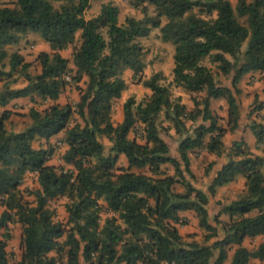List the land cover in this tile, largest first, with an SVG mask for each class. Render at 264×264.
Here are the masks:
<instances>
[{
    "label": "trees",
    "instance_id": "1",
    "mask_svg": "<svg viewBox=\"0 0 264 264\" xmlns=\"http://www.w3.org/2000/svg\"><path fill=\"white\" fill-rule=\"evenodd\" d=\"M90 1L16 0L15 6H9L0 0V80L18 70L28 80L22 87H0V107L35 94L52 101L43 109L31 107L32 123L19 132L7 128L11 110L0 113V203L4 206L0 211V264H11L7 245L14 221L22 227L20 264H57V257L49 254L62 251L67 264H82V258L87 264H223L227 246H235L230 264L264 260V240L254 250L243 244L247 237L264 236V155L236 141L227 163L212 179L209 193L195 185L190 157V151L204 146L208 133L207 150L223 153L226 129L212 116L211 98L225 97L230 130L240 126L237 84L251 71L264 72V0H237L236 5L231 0H136L153 5L156 15L147 19L131 16L123 24L119 23V7L112 2L86 18ZM163 17L167 18L164 24ZM152 27L160 28L163 40L175 46V85L190 92H207L203 118L211 119V124L200 125L196 136L185 137L178 154L171 152L159 131V114L164 110L178 131L185 126L184 115L192 120L197 115L188 114L185 104L171 98L170 87L160 83L161 72L145 81L152 90L150 99L136 103L129 98L124 120L117 125L112 121L114 100L127 88L121 74L125 69L144 70V49L137 39L148 35ZM29 32H39L51 48L39 54L42 70L35 76L29 73L30 63L22 54L8 51V46ZM79 32L72 79L79 83L87 76L88 80L80 89L75 110L58 99L72 71L61 51L76 42ZM8 57L10 69L6 70ZM205 57L217 62L225 74L234 71L236 91L217 84L212 69L202 64ZM263 108L264 101H259L255 110ZM74 113L84 123L71 125ZM137 122L143 126L144 142L129 136ZM62 131L68 146L63 160L73 169L49 163L53 149L34 145ZM252 131L264 153V121L254 122ZM100 135L111 141L108 151ZM121 155L127 165H119ZM28 172H35L39 183L31 191L34 203L21 190ZM239 175L246 179V192L223 207L222 212L230 217L223 226L225 236L212 244L186 241L178 227L185 223L181 213L194 211L200 225L210 232L207 240L211 239L216 227L210 221V196ZM62 196L68 199L67 224L55 220L49 206L50 200ZM101 201L113 212L103 223ZM216 249L219 254L214 259Z\"/></svg>",
    "mask_w": 264,
    "mask_h": 264
},
{
    "label": "rangeland",
    "instance_id": "2",
    "mask_svg": "<svg viewBox=\"0 0 264 264\" xmlns=\"http://www.w3.org/2000/svg\"><path fill=\"white\" fill-rule=\"evenodd\" d=\"M9 6H15L16 0H3ZM112 2L119 7V23L126 22L128 17H135L137 19H147L148 17L155 16V7L147 2L137 4L136 0H91L89 7L85 11V17L90 18L97 15L104 3ZM236 5L237 0H231ZM195 12H199L198 8H194ZM167 21V18H162V24ZM138 42L144 49V62L145 68L142 72L135 73L132 69H125L121 76L127 83V88L122 92V95L114 100L112 110V121L115 125L120 124L124 120V105L129 98H134L136 103L146 102L152 95V90L145 85V81L151 78L155 73L161 72L164 78L160 81L163 85L170 87L172 91L171 98L174 101L181 102L186 105L188 114L193 113L197 115L196 120L189 118V115L182 117L185 122V126L180 131L176 128L174 122L167 118L165 111H161L159 114V131L165 141L169 144L171 152L178 154V147L181 141L187 136H196L197 128L200 125L209 126L211 119L205 120L204 109L205 99L207 98L206 90L190 92L183 87L176 86L173 82L174 73V53L175 46L171 41L163 40L161 36L160 28H151L148 35L139 37ZM80 44V32L77 34V39L74 44L69 45L63 49L61 53L63 56L69 59V65L73 63V51ZM248 42L243 44L242 51L247 48ZM9 53L17 51L22 54L25 61L30 63L28 68L29 73L32 76L39 74L42 70V65L38 59L41 52H51L49 44L41 37L39 32H29L23 36L22 40L11 46H8ZM5 69H10L9 57L5 60ZM202 64L210 67L214 73L215 80L218 85L230 87L233 91H236L233 85L234 71L229 74H225L220 68L217 62L211 60L210 57H205L202 60ZM68 84L61 93L58 102L61 104L69 103L76 110L77 104L81 96V88L86 87L88 80L87 76H84L82 80L77 83L72 78L75 74L76 68L71 67ZM67 79V78H66ZM28 83L25 75L20 70L15 71L12 76L4 77L0 80V87H22ZM239 91H236V96L241 107V119L240 126L235 130H230L228 124V102L225 97L211 98L210 99V111L212 116L216 119L218 126L225 128L226 131L223 135L224 150L222 154H216L207 150L205 145L209 143L211 136L208 133L204 138V146L196 148L190 151L191 168L196 175L194 180L195 185L209 193V186L212 181V177L219 171L225 163L228 161V153L234 147L236 141H243L249 146V148L256 154L264 155L262 148L257 145L256 136L252 131V124L254 122L264 121V108L255 110L259 101H264V72L251 71L247 76H243L238 82ZM52 101L44 100L40 95L35 94L33 97H24L19 102L10 103L6 107H0V113L4 109H10L11 115L7 120L6 125L8 130L22 131L26 129L32 123L30 116V108L37 107L43 109L50 105ZM193 111V112H192ZM76 121L84 123L82 118L74 113L71 125ZM142 124L136 123L135 127L130 132L131 138H136L139 142H144V134L142 131ZM216 135V132L214 133ZM65 132L61 138H58L52 143H46L45 141L37 140L34 142L36 147L48 146L53 149V154L49 163L56 166H62L66 169H73V166L66 164L63 160V154L66 151L64 148ZM99 139L106 145L107 151L112 145L111 141L104 135H100ZM119 165H127V159L124 155L119 158ZM166 167V165H163ZM173 173V168L169 170ZM39 183L37 180V174L35 172H28L25 175L21 190L24 197L28 201L34 203V195L31 191L38 188ZM179 190H183L178 186ZM246 192V179L239 175L234 181L227 183L217 188L215 195L210 196V202L208 209L210 212V221L216 227V235L207 240L209 231L205 230L199 221V217L194 211H186L187 215H182L185 219V223L178 225L184 239L186 241H197L201 244H212L218 239H222L225 236L224 223L230 220L228 214L223 213V207L230 204L235 199H238ZM68 199L66 197H57L50 200L49 206L55 211V220L61 221L65 224L68 223L69 212L66 208ZM101 203V223L107 216H111V212L103 201ZM4 209V206L0 203V211ZM219 215V219L215 220V216ZM9 230L11 232V238L8 241L7 251L11 264H20L22 256V227L17 221L10 223ZM65 237L61 238L64 241ZM264 240V236L247 237L244 240V245L251 250H254L258 244ZM228 257L223 264H230L231 258L235 249V246H227ZM219 250H215V257L218 256ZM49 255L57 257V264H67V256L65 251L56 253L51 252ZM82 264H87L83 258ZM249 264H264V260L258 258H251Z\"/></svg>",
    "mask_w": 264,
    "mask_h": 264
},
{
    "label": "crops",
    "instance_id": "3",
    "mask_svg": "<svg viewBox=\"0 0 264 264\" xmlns=\"http://www.w3.org/2000/svg\"><path fill=\"white\" fill-rule=\"evenodd\" d=\"M71 67H74V65H71ZM249 73H247L246 75H244V76H247ZM22 98H24V97H22ZM22 98H17V99H14V100H12V104L13 103H16V102H19ZM4 108H8V107H4ZM19 132V131H18ZM63 134H64V131H62V132H60L59 134H57V135H54V136H52L50 139H49V141L48 142H46V143H52V142H54V141H56L58 138H61V136H63ZM44 141V140H43ZM43 147H46V146H43ZM64 148L65 149H67L68 148V146H67V144L64 142ZM222 168V167H221ZM221 168H219V170L221 169ZM217 175V173H215L214 175H213V177L212 178H214L215 176ZM188 213L186 212V211H183L182 213H181V215H187ZM180 233H181V231H180ZM182 234V233H181Z\"/></svg>",
    "mask_w": 264,
    "mask_h": 264
},
{
    "label": "built area",
    "instance_id": "4",
    "mask_svg": "<svg viewBox=\"0 0 264 264\" xmlns=\"http://www.w3.org/2000/svg\"><path fill=\"white\" fill-rule=\"evenodd\" d=\"M66 78H67V80H69L70 79L69 75H67Z\"/></svg>",
    "mask_w": 264,
    "mask_h": 264
}]
</instances>
